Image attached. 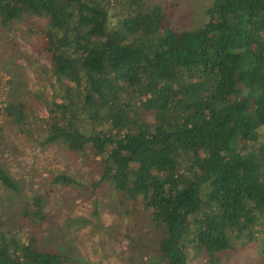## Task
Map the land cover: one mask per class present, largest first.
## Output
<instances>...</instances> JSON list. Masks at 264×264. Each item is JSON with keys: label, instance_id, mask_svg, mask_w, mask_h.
Masks as SVG:
<instances>
[{"label": "trees", "instance_id": "1", "mask_svg": "<svg viewBox=\"0 0 264 264\" xmlns=\"http://www.w3.org/2000/svg\"><path fill=\"white\" fill-rule=\"evenodd\" d=\"M205 15L177 31L147 0H0V28L28 23L51 92L40 117L0 86V130L96 163L24 196L0 162V187L20 195L15 212L0 208V264H81L71 220L50 229L55 199L96 207L108 189L136 232L134 264H223L257 232L264 244V0H210ZM148 224L156 241L139 236Z\"/></svg>", "mask_w": 264, "mask_h": 264}, {"label": "rangeland", "instance_id": "2", "mask_svg": "<svg viewBox=\"0 0 264 264\" xmlns=\"http://www.w3.org/2000/svg\"><path fill=\"white\" fill-rule=\"evenodd\" d=\"M147 2L151 5H161L166 14L165 22L173 29L181 31L194 29L205 23V10L210 0H147ZM28 26V23L23 21L0 28V86L5 88L7 85L12 95L15 94L25 101L29 107H36V115L47 117L48 112L40 99L45 95L50 99L51 92L50 87L46 90L41 89L40 82L46 76L44 68L49 66V61L36 48L34 42L36 37ZM2 100L0 108L4 106L5 100ZM1 116L2 110L0 124L3 122ZM261 132L264 137V127L261 128ZM84 160L81 155L68 153L61 146H42L24 135L18 128L10 127L8 124L0 130V162L18 182L24 196L44 188L56 171L87 178V172L92 170L96 163L89 165ZM19 197L20 195L10 194L0 187V208H3L4 212H15L17 209L13 204L15 205ZM52 209L54 210L51 212L49 226L54 234L60 231L62 235L67 234L64 232L66 220H71L68 230L72 237L66 235L65 239H69L70 252L81 261V264H134L128 259L127 251L126 227L130 228L131 225L125 215V208L116 207V193L113 190L108 189L100 197L96 207L87 199L79 195L77 197L75 193L58 195ZM76 218H81L79 221L82 223L77 225L73 222ZM97 224L100 226L99 229H96ZM151 231L148 224L139 236L146 237L149 242L156 241V237L150 235ZM131 233L136 232L131 229ZM257 236L259 243L248 249H252L251 251H244L243 248L242 254L223 264H264V244L259 232ZM56 242L57 239L51 240L52 244ZM239 246L243 247L241 243ZM143 252L145 255L152 254V249L145 247Z\"/></svg>", "mask_w": 264, "mask_h": 264}]
</instances>
